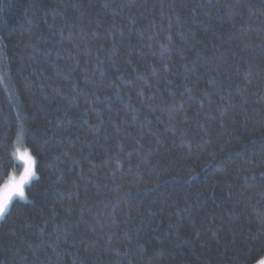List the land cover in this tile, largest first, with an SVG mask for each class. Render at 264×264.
<instances>
[{"label":"trees","instance_id":"trees-1","mask_svg":"<svg viewBox=\"0 0 264 264\" xmlns=\"http://www.w3.org/2000/svg\"><path fill=\"white\" fill-rule=\"evenodd\" d=\"M0 264L264 257V0H0Z\"/></svg>","mask_w":264,"mask_h":264},{"label":"snow or ice","instance_id":"snow-or-ice-1","mask_svg":"<svg viewBox=\"0 0 264 264\" xmlns=\"http://www.w3.org/2000/svg\"><path fill=\"white\" fill-rule=\"evenodd\" d=\"M20 159L24 161V172L18 180L10 179L7 183L0 188V218L9 211V205L13 201L14 197H19L21 200L26 199L25 184L36 175L34 170L35 160L26 151L19 153ZM256 264H264V257L259 258Z\"/></svg>","mask_w":264,"mask_h":264},{"label":"rangeland","instance_id":"rangeland-1","mask_svg":"<svg viewBox=\"0 0 264 264\" xmlns=\"http://www.w3.org/2000/svg\"><path fill=\"white\" fill-rule=\"evenodd\" d=\"M18 150H19V153H23V152H25V151H26L27 153H29L27 150H24V149H22V148H20V147L18 148ZM29 154H30V153H29ZM30 155H31V154H30ZM18 157H19V154H18V152H17V158H18ZM32 158H33V157H32ZM33 159H34V158H33ZM18 160H19L20 162H22L23 166L25 167L24 161H23L22 159H20V158H18ZM34 170H35V172H36L35 165H34ZM23 172H24V169H23V171H22L20 174H18V175L15 174V175H13L10 179H16V180H18V179L20 178V176L23 174ZM36 176H37V174H36L34 177H32V178L28 181L27 184H25V186H24V187H25V191H26L27 186H28V185H29V184H30V183L36 178ZM10 179H9V180H10ZM9 180H8V181H9ZM8 181H7V182H8ZM7 182H6V183H7ZM3 186H4V185H3ZM3 186H2V187H3ZM2 187H1V188H2ZM16 198H19V197H14V198H13V201H14ZM13 201H12V202H13ZM12 202H11V203H12ZM11 203H10V205H9V208H10V206H11ZM4 216H5V215H4ZM2 219H3V217L0 218V223H1V220H2Z\"/></svg>","mask_w":264,"mask_h":264}]
</instances>
